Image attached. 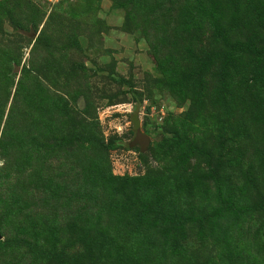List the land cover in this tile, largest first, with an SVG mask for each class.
<instances>
[{
    "label": "rangeland",
    "instance_id": "374dc122",
    "mask_svg": "<svg viewBox=\"0 0 264 264\" xmlns=\"http://www.w3.org/2000/svg\"><path fill=\"white\" fill-rule=\"evenodd\" d=\"M0 237V264H264V0H0Z\"/></svg>",
    "mask_w": 264,
    "mask_h": 264
},
{
    "label": "water",
    "instance_id": "95a60500",
    "mask_svg": "<svg viewBox=\"0 0 264 264\" xmlns=\"http://www.w3.org/2000/svg\"><path fill=\"white\" fill-rule=\"evenodd\" d=\"M136 144H138L143 151L147 148L148 145V137L146 135H142L138 129L136 131V136L134 139V145Z\"/></svg>",
    "mask_w": 264,
    "mask_h": 264
},
{
    "label": "trees",
    "instance_id": "16d2710c",
    "mask_svg": "<svg viewBox=\"0 0 264 264\" xmlns=\"http://www.w3.org/2000/svg\"><path fill=\"white\" fill-rule=\"evenodd\" d=\"M0 245H1V243H0Z\"/></svg>",
    "mask_w": 264,
    "mask_h": 264
}]
</instances>
